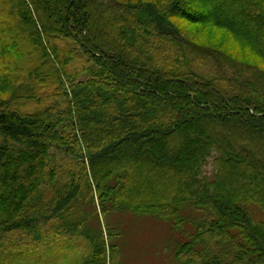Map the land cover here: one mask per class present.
<instances>
[{"label":"trees","instance_id":"1","mask_svg":"<svg viewBox=\"0 0 264 264\" xmlns=\"http://www.w3.org/2000/svg\"><path fill=\"white\" fill-rule=\"evenodd\" d=\"M262 66L264 0H0V264L77 239L70 264H122V213L168 224L173 264H264Z\"/></svg>","mask_w":264,"mask_h":264},{"label":"rangeland","instance_id":"2","mask_svg":"<svg viewBox=\"0 0 264 264\" xmlns=\"http://www.w3.org/2000/svg\"><path fill=\"white\" fill-rule=\"evenodd\" d=\"M178 24L181 27H186L190 38H193L195 42L218 47L237 59L245 58L244 47L231 39L224 29L210 26L200 29L199 25L195 24H185L183 22ZM210 161L209 159L208 164L204 167L205 173H210L212 169ZM98 218L101 227L104 228L100 214L97 220ZM110 221L123 231L118 239L121 244L120 257L122 264H173L169 242L172 241L171 238L174 235L169 232L168 224L148 215L130 213L114 215L110 217ZM91 223L96 225V219L92 218ZM62 242L64 243V241ZM67 243L71 245L73 250L71 248L69 251L61 250L57 260H54L51 264H70L76 252H81V255H83L88 249L86 242L82 239L73 240L72 242L66 241Z\"/></svg>","mask_w":264,"mask_h":264}]
</instances>
